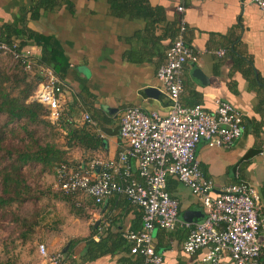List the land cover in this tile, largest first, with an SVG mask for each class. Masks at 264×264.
Here are the masks:
<instances>
[{"label": "crops", "instance_id": "crops-1", "mask_svg": "<svg viewBox=\"0 0 264 264\" xmlns=\"http://www.w3.org/2000/svg\"><path fill=\"white\" fill-rule=\"evenodd\" d=\"M179 6L186 23L185 43L197 56L195 63L185 65L181 104L199 105L209 113L215 109L214 100L220 99L244 115L243 135L229 148L197 146L200 169L213 182L214 194L239 180L253 186L258 193V215L264 218V11L257 5L249 0H0V24L26 22L28 28L60 43L80 80H65L64 101L77 100L80 119L85 113L94 116L95 132L103 136L105 146L87 156L89 164L102 163L116 159L126 146L119 137L117 118L124 109L138 107L160 116L169 111L170 101L156 72L175 38ZM28 48L39 57L38 47ZM219 51L224 54L217 55ZM81 87H87L90 96L76 98ZM82 154L69 161L77 165ZM129 165L136 173L135 161ZM169 178L167 190L179 203L180 224L173 231L152 232L155 251L162 256V264H203L207 249L186 254L182 245L189 233L183 225L185 214L199 212L200 222L205 210L187 187ZM70 196L61 202L80 214L51 212L48 224L41 227L51 234L45 240L49 257L60 252V264H138L141 257L130 254L129 248H87L82 241L92 226L98 228L96 241L101 233L125 236L140 230L143 222L134 209L115 196L99 205L81 193ZM72 239L81 241L68 247ZM229 259L228 254L223 256L225 263ZM28 261L54 264L40 256L37 248Z\"/></svg>", "mask_w": 264, "mask_h": 264}, {"label": "built area", "instance_id": "built-area-1", "mask_svg": "<svg viewBox=\"0 0 264 264\" xmlns=\"http://www.w3.org/2000/svg\"><path fill=\"white\" fill-rule=\"evenodd\" d=\"M249 2L264 11V0ZM177 11L180 17L175 38L165 62L156 72L170 101L168 113L160 116L138 107L124 109L120 114L119 137L126 146L117 158L90 162L87 168L62 165L56 169V187L64 195H86L97 205L115 194L124 195L143 214L141 229L125 235L131 244L130 254L139 255L142 264H162V256L153 245L152 232L155 229L173 231L180 224L179 203L167 190L168 178H175L205 210L202 221L183 223L189 230L182 245L184 253L207 249L203 264H264L261 240L264 218L258 215L256 189L239 182L214 194L213 182L206 179L200 169L197 146L204 143L210 148H229L243 135L244 115L220 99L214 100L215 109L209 113L199 105L184 107L181 104L184 68L188 62L195 63L197 56L185 43L182 6ZM223 54L224 51L217 52V55ZM0 60H8L14 66L20 64L24 71L38 74L41 81L31 99L46 109V120L58 123L66 83L49 67L37 63L31 49H20L16 43L9 45L0 40ZM81 121L96 125L86 113ZM261 155L264 156V148ZM130 160L136 163V173L131 171ZM37 250L54 264L63 260L60 252L49 257L44 244H39ZM225 254L230 257L228 263L223 261Z\"/></svg>", "mask_w": 264, "mask_h": 264}, {"label": "trees", "instance_id": "trees-1", "mask_svg": "<svg viewBox=\"0 0 264 264\" xmlns=\"http://www.w3.org/2000/svg\"><path fill=\"white\" fill-rule=\"evenodd\" d=\"M40 4L44 6L45 2H40ZM33 15L34 20L38 19L37 15ZM0 40L9 45L16 43L20 49L38 47L40 55L37 63L49 67L64 82L68 79L80 83L76 69H73L62 46L55 41L54 37L37 33L28 28L26 22L20 21L19 23L0 24ZM15 66L10 73L0 70V213L4 217L10 215L8 220L10 225L15 228L16 232H19L18 239L24 242L34 233L38 218L34 211L29 212L25 209L31 207L39 199V196L32 194L26 185L24 167L39 166L42 171H53L55 167L59 168L62 165L87 168L90 161L87 153L103 148L105 141L95 132L94 126L81 121L78 112L82 109L78 106L77 100L72 103L64 101L67 109L64 107L58 123L46 120L44 118L47 113L46 109L31 99L41 81L40 77L37 74L34 75V72L24 71L20 64ZM88 91L87 87H81V90L76 93V98L82 99L83 96H90ZM90 99H94V96L92 95ZM74 114L78 115L74 117ZM98 115L95 114V119L99 118ZM92 119L94 120V116ZM14 127L20 130L19 145H6L8 137L18 134ZM59 130L65 133L63 146L65 148H60L56 144L55 140ZM70 149H80L86 152L82 154V161L77 165L66 158L67 151ZM239 182L241 181L234 184ZM69 197L71 196L62 194L63 200L69 201ZM111 197L124 199L126 205L132 207L138 218L142 220V210L132 205L124 195L115 194ZM71 211L80 214L74 206ZM112 221L110 222L113 223ZM94 228L92 226L90 235L82 239L86 242L87 248H129L130 250L131 244L125 239L123 233L108 232L105 236L101 233L96 241L93 237L97 235L98 228ZM136 231L137 229L133 232ZM80 241V239H72L68 247ZM0 260L1 263L5 261L9 264L6 256L0 257ZM138 264H142V258L138 260Z\"/></svg>", "mask_w": 264, "mask_h": 264}, {"label": "rangeland", "instance_id": "rangeland-1", "mask_svg": "<svg viewBox=\"0 0 264 264\" xmlns=\"http://www.w3.org/2000/svg\"><path fill=\"white\" fill-rule=\"evenodd\" d=\"M15 67L16 66H14V64L8 60H0V70L4 71L5 73H10L15 69ZM33 74L35 75L37 73ZM64 107L67 109L65 104L62 105L63 110ZM81 113L82 110L78 112L79 116ZM78 114H74L73 116L75 117ZM117 118L119 122L120 115ZM14 130L18 134L8 137L6 145H19V139L21 138V135H19L20 130L17 127H14ZM64 134L65 133L62 130H59L56 136L55 141L60 148H65L63 147L65 142ZM80 152L81 150L79 149L68 150L66 156L67 160H71L73 155L81 157L82 152ZM68 163L71 164L70 162ZM56 168L57 167H55L53 171H42L39 166H27L23 169L26 185L28 188H30L32 194L39 196L38 201H36L31 207L25 209V211L29 212L34 211L38 217L34 233L31 234L26 241L23 242L22 240L18 239L19 232H16L15 228H13L8 221L10 219V215L8 214V216L4 217V215L0 213V257L6 256L9 264H27V262L32 263L31 261H28L29 255L36 251V248L39 244H44L46 248H48L45 240L50 239L51 234H48V231H41V227L45 228V222L48 224L49 221L47 220L51 219L49 213L55 212L56 214H61V216L69 212L71 213L69 206L60 200L62 199V193L56 187ZM76 198H79V196H76ZM39 218L40 224L38 225ZM3 263L6 264L5 261ZM3 263H1L0 260V264Z\"/></svg>", "mask_w": 264, "mask_h": 264}, {"label": "water", "instance_id": "water-1", "mask_svg": "<svg viewBox=\"0 0 264 264\" xmlns=\"http://www.w3.org/2000/svg\"><path fill=\"white\" fill-rule=\"evenodd\" d=\"M194 69H195L196 75H198L200 78H202L198 68L195 66ZM185 215H186V217H185L186 221H188V222L197 223L200 220V218H199L200 213L199 212H190L189 211Z\"/></svg>", "mask_w": 264, "mask_h": 264}]
</instances>
